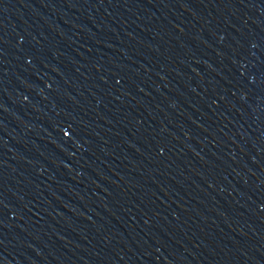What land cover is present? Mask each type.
<instances>
[{"label":"water","instance_id":"95a60500","mask_svg":"<svg viewBox=\"0 0 264 264\" xmlns=\"http://www.w3.org/2000/svg\"><path fill=\"white\" fill-rule=\"evenodd\" d=\"M0 264H264V0H2Z\"/></svg>","mask_w":264,"mask_h":264},{"label":"snow or ice","instance_id":"6c2138e0","mask_svg":"<svg viewBox=\"0 0 264 264\" xmlns=\"http://www.w3.org/2000/svg\"><path fill=\"white\" fill-rule=\"evenodd\" d=\"M0 2H2V0H0Z\"/></svg>","mask_w":264,"mask_h":264}]
</instances>
